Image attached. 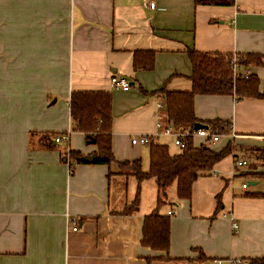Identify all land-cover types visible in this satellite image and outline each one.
<instances>
[{
    "label": "crops",
    "instance_id": "crops-1",
    "mask_svg": "<svg viewBox=\"0 0 264 264\" xmlns=\"http://www.w3.org/2000/svg\"><path fill=\"white\" fill-rule=\"evenodd\" d=\"M0 8V264H249L264 257V197L246 195L264 192V179L238 176L249 169L252 149L264 147V99L196 95L198 118L232 121V132L208 145L217 151L230 142L235 146L195 180L190 200L170 196L174 203L164 212H173L168 252L142 245L145 215L154 209L142 199L150 181L142 183L138 211L123 214L129 184L138 188L135 177L116 163L93 162L97 145L82 132L72 130L69 143L54 141L72 129V92L104 90L113 95L118 161L150 165L149 144L131 142L145 133L167 144L171 154L180 153L173 137L156 127L168 122L155 91L166 83L169 90H191L189 49L264 54V0L229 6L195 0H0ZM19 8L22 36L19 24L5 22ZM138 49L156 50L152 70H134ZM250 71L263 86L264 66ZM115 75L128 78L131 88L112 86ZM46 133L52 139H44ZM193 140L206 144L200 136ZM68 151L90 160H68ZM238 159L249 164L238 167ZM250 180L256 185L243 189Z\"/></svg>",
    "mask_w": 264,
    "mask_h": 264
},
{
    "label": "trees",
    "instance_id": "trees-1",
    "mask_svg": "<svg viewBox=\"0 0 264 264\" xmlns=\"http://www.w3.org/2000/svg\"><path fill=\"white\" fill-rule=\"evenodd\" d=\"M236 0H195L197 5H234ZM192 65L191 90H169L166 85L155 91L165 103L166 120L175 130L195 128V124H207L211 130L221 135L232 132V121L215 118L202 120L195 113L196 95H233L237 100L243 98L264 99V85L260 77L250 71L253 66H264L262 53H209L195 48L187 50ZM156 64V50L138 49L133 55L134 70H152ZM72 130L86 135V140L97 145L93 162L119 165L121 171L133 175L138 180L135 198L125 203L120 211L130 214L138 211L141 204V186L144 181H154L157 185V203L145 215L142 245L155 251L168 252L170 249L171 216L161 210L167 204L169 190L176 188L178 200H190L195 180L213 170L215 164L232 154L234 144L230 142L221 150H214L208 144L196 146L193 137L186 138V147L180 153L171 154L169 146L152 141L149 143L150 165L147 171L142 168L140 159L118 161L113 151V95L104 90L73 91L70 99ZM53 137L55 133H52ZM44 139H52L51 133ZM67 154V152H66ZM70 156L84 162L79 152L70 151ZM253 161L249 169L238 174L246 179H264V147L252 149ZM122 173V172H121ZM249 197H264V192L246 193ZM221 205L219 204L218 207ZM204 258V254L201 253ZM151 259H148L150 264ZM249 264H264V257L251 258Z\"/></svg>",
    "mask_w": 264,
    "mask_h": 264
},
{
    "label": "built area",
    "instance_id": "built-area-1",
    "mask_svg": "<svg viewBox=\"0 0 264 264\" xmlns=\"http://www.w3.org/2000/svg\"><path fill=\"white\" fill-rule=\"evenodd\" d=\"M150 7H155V3L150 2ZM111 83L112 86L116 87V88H121L123 90H129L131 88V83L129 81L128 78L124 77V76H112L111 77ZM161 106V105H160ZM156 127L158 129H160L164 134L167 135H171L173 137V143L176 147H178L181 151L184 150V148L186 147V138L187 137H195V136H200L203 137L205 139L206 144H211L214 142H217L220 139V134L214 132L213 130H209V129H205V128H201V129H195L193 128H186L183 130H175L172 124L169 123H164L163 121H158L156 123ZM71 135H72V129L70 128L68 131H66L65 133L56 135L54 137V141L56 143L58 142H62L65 141L67 143L70 142L71 140ZM152 141H156V137L154 135L151 134H138V135H134L131 139L132 144L136 145V144H149ZM69 150V149H68ZM67 158L68 160H70V152H67ZM249 163L246 159H238L236 161V166L238 167H245L247 166ZM70 169H71V165H69ZM249 183H247L246 181L242 183V188L246 189L248 188ZM173 212L169 211V215H172ZM71 220L68 219V223H70ZM75 224V222H74ZM234 227L236 228L238 225L237 223L234 222ZM73 230H77V225H74Z\"/></svg>",
    "mask_w": 264,
    "mask_h": 264
},
{
    "label": "rangeland",
    "instance_id": "rangeland-1",
    "mask_svg": "<svg viewBox=\"0 0 264 264\" xmlns=\"http://www.w3.org/2000/svg\"><path fill=\"white\" fill-rule=\"evenodd\" d=\"M19 9H21V10L10 12L9 17L8 16L6 17L5 22H10V23L16 22L17 24H19V29H17L16 32H18L22 36V8H19ZM0 10L2 11L4 9L0 8ZM10 16H11V18H10ZM0 17H1L0 20H2L3 14H0ZM12 32H14V30H12ZM143 168L146 171L149 168V164H147L146 161L143 164ZM239 181H242V178H239ZM137 182L138 181L136 179L134 183H137ZM129 186H131V188L128 187V194L127 195H129L128 200L131 201L135 198V195L137 192V186H136V184H133V185L129 184ZM249 188L251 189V188H253V186L250 185ZM114 192H117L116 189H114ZM142 192H143L142 199H143L144 207L147 209L150 207L154 208L156 206V203H157V192H158L157 185L155 184V182L150 181L149 184H147L145 187H143ZM132 194H133V197H132ZM168 194H169L168 201L170 202V201H172L170 196H173V195L176 196V188L175 187L170 188ZM124 200H126V196H125ZM169 207H171L170 203L167 204L166 206H164L161 211L164 213Z\"/></svg>",
    "mask_w": 264,
    "mask_h": 264
},
{
    "label": "water",
    "instance_id": "water-1",
    "mask_svg": "<svg viewBox=\"0 0 264 264\" xmlns=\"http://www.w3.org/2000/svg\"><path fill=\"white\" fill-rule=\"evenodd\" d=\"M208 127L209 126L207 124H204V123H197V124H195V129L196 130L197 129H201V128L208 129ZM83 160H90V158L89 157H84ZM248 183H249V185H256L257 182L250 180V181H248Z\"/></svg>",
    "mask_w": 264,
    "mask_h": 264
}]
</instances>
